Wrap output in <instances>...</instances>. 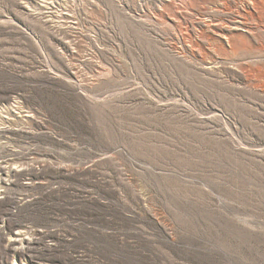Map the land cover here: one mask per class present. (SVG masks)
Instances as JSON below:
<instances>
[{
  "label": "rangeland",
  "instance_id": "374dc122",
  "mask_svg": "<svg viewBox=\"0 0 264 264\" xmlns=\"http://www.w3.org/2000/svg\"><path fill=\"white\" fill-rule=\"evenodd\" d=\"M0 264H264V0H0Z\"/></svg>",
  "mask_w": 264,
  "mask_h": 264
}]
</instances>
